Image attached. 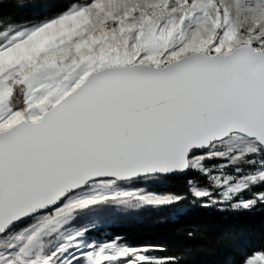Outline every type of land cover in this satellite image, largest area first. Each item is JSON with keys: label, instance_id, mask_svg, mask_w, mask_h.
Listing matches in <instances>:
<instances>
[{"label": "snow or ice", "instance_id": "obj_1", "mask_svg": "<svg viewBox=\"0 0 264 264\" xmlns=\"http://www.w3.org/2000/svg\"><path fill=\"white\" fill-rule=\"evenodd\" d=\"M11 6L36 11L0 16V264H181L164 244L88 233L184 201L264 210V0ZM172 177L183 192L147 187Z\"/></svg>", "mask_w": 264, "mask_h": 264}, {"label": "trees", "instance_id": "obj_2", "mask_svg": "<svg viewBox=\"0 0 264 264\" xmlns=\"http://www.w3.org/2000/svg\"><path fill=\"white\" fill-rule=\"evenodd\" d=\"M13 3L8 0L0 7V16L9 22L23 23L35 14V9L19 12L11 6ZM159 191L183 192L184 177L170 178ZM177 207L184 209L179 216L170 214L166 219H157L153 214L140 220L119 219L88 234L107 240L123 235L132 243L164 244L169 254L181 255V264H240L245 254L264 248V210L220 212L188 201ZM187 231L194 233L193 238L186 236Z\"/></svg>", "mask_w": 264, "mask_h": 264}, {"label": "rangeland", "instance_id": "obj_3", "mask_svg": "<svg viewBox=\"0 0 264 264\" xmlns=\"http://www.w3.org/2000/svg\"><path fill=\"white\" fill-rule=\"evenodd\" d=\"M165 182L163 184H150V185H147V187H149L150 189L155 190L157 192H161V191H159V189L162 188L163 186H165ZM144 216H151L152 217L153 214L143 213L139 209H131V210H127L125 212L110 213V214H108L107 216L104 217L102 222H100L97 225L96 229L93 230V231H96L97 229L108 227V226L114 224L119 219L140 220ZM88 236H89L90 239L94 238V239H96L98 241L107 240V239L96 238L95 236L90 235V234H88Z\"/></svg>", "mask_w": 264, "mask_h": 264}]
</instances>
